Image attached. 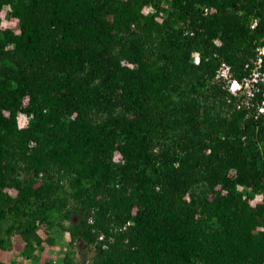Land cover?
Listing matches in <instances>:
<instances>
[{
	"label": "trees",
	"instance_id": "16d2710c",
	"mask_svg": "<svg viewBox=\"0 0 264 264\" xmlns=\"http://www.w3.org/2000/svg\"><path fill=\"white\" fill-rule=\"evenodd\" d=\"M257 44L264 0H0V251L264 264V125L216 77Z\"/></svg>",
	"mask_w": 264,
	"mask_h": 264
},
{
	"label": "rangeland",
	"instance_id": "374dc122",
	"mask_svg": "<svg viewBox=\"0 0 264 264\" xmlns=\"http://www.w3.org/2000/svg\"><path fill=\"white\" fill-rule=\"evenodd\" d=\"M239 189L241 190L243 188L239 186ZM255 201H257L256 197L251 200V204H254ZM78 217V214H73L71 216L74 221H76ZM63 223L66 224L68 221L63 220ZM38 233L42 239H46L49 235L52 236L53 234L56 237L51 245L44 243L42 251L34 250L29 255V258L33 259L30 264H44V261L48 258L51 261L50 264H63L62 258L66 253H69L72 256L73 264L90 263V259L93 254L92 246L87 245L81 240L73 241L69 244V234L67 231L56 232L55 229L41 226L38 229ZM23 247L24 241L17 232H14L11 236V246L6 250L0 251V260L4 264H25L26 262H31L24 257Z\"/></svg>",
	"mask_w": 264,
	"mask_h": 264
},
{
	"label": "built area",
	"instance_id": "2783aa9c",
	"mask_svg": "<svg viewBox=\"0 0 264 264\" xmlns=\"http://www.w3.org/2000/svg\"><path fill=\"white\" fill-rule=\"evenodd\" d=\"M206 10L205 7L204 11ZM260 49H264V44L256 45L255 58L251 60V64H245L248 72L240 80L231 78L229 66L225 62H221L216 71V77L227 80L228 91L237 99L236 107L244 109L254 120H259L264 125V112L261 111L264 108V69L262 68L264 53ZM233 83L239 85L235 91L232 90Z\"/></svg>",
	"mask_w": 264,
	"mask_h": 264
},
{
	"label": "clouds",
	"instance_id": "9594fccd",
	"mask_svg": "<svg viewBox=\"0 0 264 264\" xmlns=\"http://www.w3.org/2000/svg\"><path fill=\"white\" fill-rule=\"evenodd\" d=\"M152 11H154V9H152L151 6H148L147 8L142 9V12H144L145 14H147L148 12H152ZM258 23H259L258 20L253 21L252 24H251V27H252V28H255V27L257 26ZM217 43H218V42H217ZM260 51H261L262 53H264V49H260ZM193 56L196 57V63H199L198 54H197V53H193ZM238 87H239L238 84H236V83H233V84H232V90H233V91H235ZM261 111L264 112V108H262ZM21 126H23V125H21ZM238 188H239V186H238ZM256 199L259 200V199H261V197L258 195V196L256 197Z\"/></svg>",
	"mask_w": 264,
	"mask_h": 264
}]
</instances>
